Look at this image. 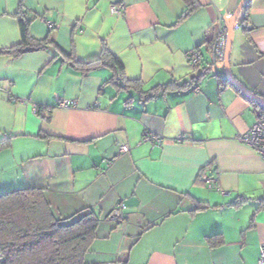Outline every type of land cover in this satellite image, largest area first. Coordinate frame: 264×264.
Masks as SVG:
<instances>
[{
  "label": "crops",
  "instance_id": "crops-1",
  "mask_svg": "<svg viewBox=\"0 0 264 264\" xmlns=\"http://www.w3.org/2000/svg\"><path fill=\"white\" fill-rule=\"evenodd\" d=\"M196 1L178 21L183 0H0V48L21 42L20 5L29 36L52 40L0 54V195L39 188L55 220L93 212L84 264H257L264 159L235 138L257 110L209 65L218 20L240 0ZM120 3L125 11L112 14ZM104 47L121 86L117 65L84 72L62 57L90 61ZM191 49L202 66L188 61ZM230 69L264 96V0H251L234 29ZM145 131L161 144L143 141ZM214 234L222 242L212 246Z\"/></svg>",
  "mask_w": 264,
  "mask_h": 264
},
{
  "label": "trees",
  "instance_id": "trees-1",
  "mask_svg": "<svg viewBox=\"0 0 264 264\" xmlns=\"http://www.w3.org/2000/svg\"><path fill=\"white\" fill-rule=\"evenodd\" d=\"M250 1H246L239 23L245 20V11ZM183 2L186 7L178 17V21L188 16L198 6L196 0H183ZM15 16L19 22L21 42L8 48H0V54L17 57L25 51L43 49L52 43L49 35L39 40L29 36L28 25L31 19L21 5ZM62 57L70 65L84 72L101 65L113 67L117 65L119 72L112 76V80L115 81L116 75L121 74L120 64L105 47L97 59L90 61H78L68 53H63ZM216 76L222 82H229L222 75L216 73ZM190 81L174 84L176 87H182ZM117 84L121 86L120 83ZM127 86L128 82L122 84V87ZM165 87L167 86H163ZM234 88L255 107L257 118L264 115L263 105L245 96L235 86ZM155 93L156 89L153 88L148 97H152ZM97 222L98 217L93 212L80 214L72 220L71 218L65 221L55 220L39 188L29 187L0 195L1 264H84V255L94 237ZM207 239L212 246L222 242L220 234L208 236Z\"/></svg>",
  "mask_w": 264,
  "mask_h": 264
},
{
  "label": "built area",
  "instance_id": "built-area-1",
  "mask_svg": "<svg viewBox=\"0 0 264 264\" xmlns=\"http://www.w3.org/2000/svg\"><path fill=\"white\" fill-rule=\"evenodd\" d=\"M125 11V5L120 3L117 5L110 6V12L112 14H122ZM240 23H236L235 27H238ZM228 28L229 21L223 20L220 18L218 20L215 38L213 40L210 52V67H213L216 70V73L222 75L224 77L223 70L220 71L218 69L223 67V62L225 59L226 53V44H227V36H228ZM188 61L193 67H200L203 65V56L200 51L197 49H191L187 52ZM194 90H198V88H194ZM73 102L67 99H61L58 102V106L67 107L72 105ZM183 136H178L177 139H182ZM239 142L245 143L251 148H253L263 159H264V115L258 117L253 125L248 128L245 132L239 133L235 137ZM143 141H149L153 144H161L162 138L160 135L154 134L149 131H145L142 136ZM127 150L126 145H121L119 147V151ZM208 183L212 182V179H206ZM125 204L121 201L118 202L115 207L108 214V219L114 223H119L123 221V211L125 209ZM2 258L0 257V262ZM257 264H264V242L259 244V254L257 259Z\"/></svg>",
  "mask_w": 264,
  "mask_h": 264
},
{
  "label": "water",
  "instance_id": "water-1",
  "mask_svg": "<svg viewBox=\"0 0 264 264\" xmlns=\"http://www.w3.org/2000/svg\"><path fill=\"white\" fill-rule=\"evenodd\" d=\"M247 0H240L238 6L234 10L230 20H229V28H228V36H227V44H226V53H225V59L223 62V73L225 79L229 81L231 84H233L236 88H238L241 92H243L247 97L253 99L257 103L264 106V96L258 95L252 90L248 89L246 86H244L241 82H239L232 74L230 69V53H231V46L233 42V36H234V29L235 24L239 23L242 18V11L245 7Z\"/></svg>",
  "mask_w": 264,
  "mask_h": 264
}]
</instances>
